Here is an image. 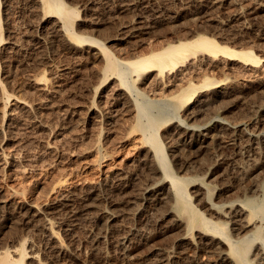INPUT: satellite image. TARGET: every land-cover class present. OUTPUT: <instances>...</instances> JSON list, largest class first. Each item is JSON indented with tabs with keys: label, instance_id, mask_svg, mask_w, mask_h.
I'll return each instance as SVG.
<instances>
[{
	"label": "rangeland",
	"instance_id": "1",
	"mask_svg": "<svg viewBox=\"0 0 264 264\" xmlns=\"http://www.w3.org/2000/svg\"><path fill=\"white\" fill-rule=\"evenodd\" d=\"M61 1L81 17L77 15L70 33L63 31L62 38L54 39L43 27L51 28L55 21L61 24L59 17L44 26L41 23L44 12H35L30 0H0L1 245L29 242L40 262L46 264L50 243L43 223L49 217L55 223L58 237L65 241L59 237L67 250L62 264H215L217 256L200 245L196 232L191 235L198 241L196 245L180 242L184 231L175 226V219L168 214L174 212V203L169 204L167 200L170 184L166 182L170 179L154 157L147 135L138 128L136 101L145 99L165 108L167 115L157 126V137L164 148L169 172L185 181L197 211L208 216L211 212L208 202L222 206L261 197L264 150L258 152L259 159L253 163L254 153L247 149L243 137L235 145H228L226 132L218 133L215 142L210 139L201 143L197 139L206 123L211 127L264 131V0H229V3L216 0L225 6L213 14V9H209V14L198 11L201 0H190V4L185 0ZM240 12L244 20L239 21L250 26L245 30L241 23L235 24L239 22L235 16ZM155 13L157 17L153 16ZM138 21L143 31L132 36V25ZM200 35L213 38L223 47L253 51L260 63L250 66L224 55L200 53L186 63V68H180L181 71L167 72L169 75L157 71V75L143 73L140 78L134 74L123 80L106 71V59L99 46L94 44L100 50L90 47L91 42H77L72 38L78 36L100 43L118 61L126 63L155 48L159 51ZM209 83H217L219 87H207ZM190 87L196 93L192 103L184 104L178 96ZM184 133L193 134L192 147L185 152H172L168 147L171 139ZM152 183L162 189L168 202L161 199L163 196L155 200L143 195ZM90 186L94 187L91 193ZM210 188L219 193L217 201H208L204 195ZM65 194L69 196L68 201L61 200ZM85 194L88 198L84 199ZM199 196H205V201ZM101 210L107 218L92 220ZM127 248H130V257L126 256ZM29 260L26 264H34Z\"/></svg>",
	"mask_w": 264,
	"mask_h": 264
},
{
	"label": "bare ground",
	"instance_id": "2",
	"mask_svg": "<svg viewBox=\"0 0 264 264\" xmlns=\"http://www.w3.org/2000/svg\"><path fill=\"white\" fill-rule=\"evenodd\" d=\"M130 1V0H129ZM134 1V0H133ZM146 1V0H145ZM175 1V0H174ZM184 1V0H183ZM186 2H191L190 0H185ZM196 1V0H195ZM30 2L32 3V8H34L35 12H44L45 18L41 20L42 24H45L44 26L48 25L49 23H51L53 20L52 18H56L59 17L60 20L62 21L61 24H56L57 21H55V25H51V28H47V27H43L46 31V33H48L51 38L54 39H59V37L63 36L64 34L61 35V33H63V31H65L66 33H70L71 32V28L73 27V23L75 18L79 15L77 11H75L74 9H71L69 7H66L65 5H63V2L61 0H30ZM125 2V1H124ZM123 2V4H124ZM142 2V1H140ZM156 2V1H155ZM164 2V1H163ZM169 2V1H168ZM193 2V1H192ZM230 1L228 0L227 3H229ZM233 2V0H232ZM231 2V3H232ZM122 3V1H121ZM127 3V1H126ZM131 3V2H129ZM153 2H150L149 4H152ZM174 3V2H173ZM172 3V4H173ZM223 2H219L216 0H201L198 4V11L199 12H206L207 14H209V9H213L214 11L212 12V14L215 12V10L219 11L221 8H223L222 6H225V3ZM238 3V1H237ZM148 4V3H147ZM154 4V3H153ZM190 4V3H189ZM235 4V3H234ZM87 5V4H86ZM84 5V7L86 6ZM91 5V4H90ZM182 5V4H181ZM185 5V4H184ZM195 5V6H196ZM230 5V4H229ZM228 5V6H229ZM94 6V5H93ZM123 6V5H122ZM125 6V5H124ZM136 6V5H135ZM139 6V5H138ZM147 6V5H146ZM163 6V5H162ZM179 6V4H178ZM185 6H188L185 5ZM92 7V5H91ZM90 7V8H91ZM129 7V6H127ZM132 7V6H131ZM152 7V6H151ZM164 7V6H163ZM167 7V6H166ZM164 7V8H166ZM169 7V6H168ZM171 7V5H170ZM173 7V6H172ZM183 7V6H182ZM181 7V8H182ZM244 7V6H243ZM87 8V7H86ZM94 7H92L93 10ZM96 8V7H95ZM130 8V7H129ZM156 8V7H155ZM195 8V7H194ZM136 9V8H135ZM152 9V8H151ZM170 8H168L169 11ZM176 9V8H174ZM190 9V8H189ZM196 9V8H195ZM85 10V9H84ZM88 10V9H87ZM133 10V9H132ZM141 10V9H140ZM158 10V9H157ZM171 10V9H170ZM182 10V9H181ZM237 10V9H236ZM245 10V9H244ZM32 11V10H31ZM96 11V10H95ZM138 11V10H137ZM144 11V10H143ZM209 11V12H208ZM258 11V10H257ZM256 11V12H257ZM131 12V11H130ZM156 12V11H155ZM159 12V11H158ZM170 12V11H169ZM168 12V14H169ZM174 12V11H173ZM176 12V11H175ZM185 12V11H184ZM195 12V11H193ZM197 12V11H196ZM195 12V14H196ZM236 12V11H234ZM233 12V13H234ZM239 11H237L236 13H238ZM247 12V11H246ZM253 12V11H252ZM132 13V12H131ZM139 13V12H138ZM144 13V12H143ZM162 13V12H161ZM179 13V12H178ZM241 13V12H240ZM250 13V12H249ZM35 14V13H34ZM134 14V13H133ZM201 14V13H200ZM205 14V13H204ZM211 14V13H210ZM211 14V15H212ZM220 14V13H219ZM37 15V14H36ZM42 15V14H41ZM139 15V14H138ZM147 15V14H146ZM149 15V14H148ZM156 16L157 14H153V16ZM198 15V14H197ZM215 15V14H214ZM249 15V14H248ZM258 15V14H257ZM80 16V15H79ZM160 18V15H158ZM165 17V15H163ZM168 16V15H167ZM171 16V14H170ZM185 16V15H184ZM206 16V15H205ZM1 17V16H0ZM81 17V16H80ZM146 17V16H145ZM157 17V16H156ZM172 18L175 19L174 16H171ZM199 17V16H198ZM203 16H201L202 18ZM212 17V16H210ZM216 17V16H215ZM236 20H242L243 15L242 13L240 15L235 16ZM155 18V17H154ZM158 18V20H159ZM166 18V17H165ZM164 18V19H165ZM205 18V17H204ZM202 18V19H204ZM214 18V17H213ZM255 18V17H254ZM83 19V18H82ZM152 19V18H151ZM156 19V18H155ZM185 19V18H184ZM189 20V18H187ZM233 19V18H232ZM250 19V18H249ZM256 19V18H255ZM40 20V19H39ZM141 20V19H140ZM143 20V19H142ZM150 20V19H149ZM162 20V19H161ZM177 20V19H176ZM175 20V21H176ZM180 20V19H179ZM192 20V17H191ZM195 20V19H194ZM207 20V19H206ZM216 20V19H215ZM234 20V19H233ZM244 20V19H243ZM242 20V21H243ZM247 20V19H246ZM245 20V21H246ZM36 21V20H35ZM82 21V20H81ZM168 21H174V20H168ZM183 21V20H182ZM197 21V19L195 20ZM214 21V20H212ZM244 21V22H245ZM248 21V20H247ZM254 21V20H253ZM38 22V21H37ZM137 22V21H136ZM148 22V21H147ZM153 22V21H152ZM155 22V21H154ZM157 22V20H156ZM161 22V21H160ZM201 22V21H200ZM220 22V21H218ZM230 22V21H229ZM228 22V23H229ZM233 22V21H232ZM251 22V21H250ZM259 22V21H258ZM60 23V22H59ZM78 23V22H77ZM158 23V22H157ZM191 23V22H190ZM195 23V22H194ZM207 23V22H205ZM213 23V22H212ZM215 23V22H214ZM234 23V22H233ZM236 23H241V28L243 27V29L245 30L247 28L250 27L249 24H245L242 23L241 21L239 22H235ZM249 23V22H248ZM255 23V21H254ZM1 24V23H0ZM54 24V23H52ZM133 24V23H132ZM131 24V25H132ZM155 25V23H153ZM159 24V23H158ZM162 24V23H161ZM174 24V23H173ZM181 24V23H180ZM193 24V23H192ZM201 24V23H200ZM226 24V23H225ZM231 24V23H230ZM234 24V25H235ZM251 24V23H250ZM261 24V23H260ZM135 25V23L133 24ZM132 25V30H131V35L135 36V34L137 35L138 33H142V25L139 23H136L135 26ZM148 25V24H147ZM151 25V24H150ZM170 26V24H168ZM175 25V24H174ZM199 25V24H198ZM214 25V24H213ZM219 25V24H218ZM217 25V26H218ZM239 25V26H240ZM43 26V25H42ZM146 26V25H145ZM144 26V28H145ZM149 26V25H148ZM153 26V25H152ZM167 26V25H166ZM178 26V25H176ZM175 26V27H176ZM184 26V25H182ZM215 26V25H214ZM222 26V23L221 25ZM238 26V25H236ZM80 27V26H79ZM174 27V26H173ZM203 27V25H202ZM223 27V26H222ZM225 27V26H224ZM254 27V26H253ZM252 27V28H253ZM78 28V27H77ZM151 28V27H150ZM217 28V27H216ZM233 28V27H232ZM237 28V27H236ZM0 29H1V25H0ZM166 29V28H165ZM198 29V28H196ZM204 29V28H203ZM223 29V28H222ZM226 29V28H224ZM228 29V28H227ZM230 29V28H229ZM238 29V28H237ZM242 29V30H243ZM251 29V28H250ZM257 29V28H256ZM129 30V29H128ZM175 30V29H174ZM201 30V29H200ZM207 30V29H206ZM232 30V29H231ZM241 30V31H242ZM43 31V32H45ZM122 31V30H121ZM130 31V30H129ZM128 31V32H129ZM188 31V30H187ZM208 31V30H207ZM259 31V30H258ZM77 32V31H76ZM199 32V31H198ZM206 32V31H205ZM214 32V31H213ZM244 32V31H243ZM247 32V31H246ZM249 32V31H248ZM127 33V32H126ZM153 33V32H152ZM174 33V32H173ZM195 33V32H194ZM193 33V34H194ZM220 33V32H219ZM245 33V32H244ZM150 34V33H149ZM191 34V35H193ZM228 34V33H227ZM234 34V33H233ZM236 34V33H235ZM126 35V34H125ZM143 35V34H141ZM152 35V34H151ZM156 35V34H155ZM179 35V33L177 34ZM186 35V34H185ZM197 35V34H195ZM194 35V36H195ZM220 35V34H219ZM244 35V34H243ZM1 36V34H0ZM184 36V35H183ZM216 36V35H214ZM213 36V37H214ZM65 37V36H64ZM186 37V36H185ZM184 38H181L182 40ZM62 38V37H61ZM67 38V37H66ZM75 41L77 42H91L93 45H89L90 47H94V48H98L100 47V49L102 50L104 57L106 59V71L108 73H115L117 74L119 77H121L123 80H126L128 77H131L134 74H136L135 78H140V76L143 73H150V72H158L161 75L163 74H167V72H174L175 70L178 69H182V68H186L187 66V62L190 61V59H192V57L199 55L200 53H204V54H210V55H214V56H218L222 57L221 55H224L225 57H228L232 60H235V62L237 60L240 61H244L253 65L259 64L260 63V59L257 58V56L255 55V53L253 51H237L234 49H230L228 47H223L221 45H219L213 38L207 37V36H197L192 40H188V41H180V42H176L173 44H170L168 46H166L165 48L157 51L156 48L153 49L154 51L149 53V52H145L143 54V56L137 57L133 60L127 61L126 63H121L120 61H118L105 47L104 45L94 42V41H89V40H83L81 38H79L78 36H73L72 37ZM70 38V39H72ZM141 38V37H140ZM189 39V36L187 37ZM192 38V37H190ZM1 39V38H0ZM146 39V38H145ZM172 39V38H171ZM176 39V38H175ZM180 39V38H179ZM53 40V39H52ZM55 41V40H54ZM74 41V42H75ZM172 41V40H170ZM168 41V42H170ZM173 41H175L173 39ZM177 41V40H176ZM167 42V41H166ZM222 43V42H221ZM1 44V43H0ZM94 44L96 45L94 46ZM164 44V43H163ZM17 45V44H16ZM15 45V46H16ZM20 46V45H19ZM88 46V47H89ZM162 46V45H161ZM164 46V45H163ZM87 47V46H86ZM20 48V47H19ZM160 47H158L159 49ZM99 49V50H100ZM242 49V48H241ZM95 50V49H94ZM147 50V49H146ZM149 50V49H148ZM147 50V51H148ZM156 50V51H155ZM150 51V50H149ZM149 53V54H148ZM136 54V53H135ZM117 55V54H116ZM130 55V54H129ZM134 55V54H133ZM139 55V54H138ZM136 55V56H138ZM203 56V55H202ZM207 56V55H206ZM205 56V57H206ZM132 58H134L133 56H131ZM198 57V56H197ZM203 58V57H202ZM207 58V57H206ZM212 58V57H211ZM224 58V57H223ZM227 58V59H228ZM128 59V58H125ZM131 59V58H130ZM199 59V58H198ZM262 59V58H261ZM193 60V59H192ZM195 60V59H194ZM230 61V60H229ZM191 63V62H189ZM241 63V62H240ZM248 65V66H249ZM250 65V66H253ZM255 67V66H254ZM258 67V66H257ZM256 67V68H257ZM189 68V66H188ZM187 68V69H188ZM180 69V71H181ZM183 72V71H182ZM107 73V74H108ZM151 73V74H154ZM177 73V72H176ZM175 73V74H176ZM106 74V76H107ZM157 75V73H155ZM113 75V74H112ZM111 75V76H112ZM148 75V74H147ZM169 75V74H167ZM174 75V74H172ZM178 75V74H177ZM184 75V74H183ZM109 76V75H108ZM154 76V75H153ZM160 76V75H159ZM166 76V75H165ZM171 76V74H170ZM169 76V78H170ZM143 77V76H142ZM141 77V78H142ZM145 77V76H144ZM168 77V76H167ZM175 77V76H173ZM181 77V76H180ZM156 80V77H154ZM161 78V77H160ZM158 78V79H160ZM116 79V78H115ZM165 79V78H164ZM167 79V78H166ZM180 79V78H179ZM148 80V79H147ZM172 80V79H170ZM45 81V80H44ZM161 81V79H160ZM41 82V81H40ZM141 82V81H140ZM138 82V83H140ZM144 82V81H142ZM156 82V81H155ZM170 82V81H169ZM216 82V81H215ZM42 83V82H41ZM154 83V82H153ZM218 83V82H217ZM217 83H209V85L207 87L210 86H214V88H218L219 85ZM39 84V83H38ZM117 85V84H116ZM124 86L130 87L128 84H122ZM155 85V84H154ZM119 86V85H118ZM116 86V87H118ZM139 87V86H138ZM115 88V87H114ZM117 89V88H116ZM118 90V89H117ZM143 90V89H142ZM119 91V90H118ZM117 91V92H118ZM216 93H218V90H216ZM113 92V91H112ZM120 92V91H119ZM123 92V91H122ZM201 92V91H200ZM209 92V91H208ZM196 93V91H193L192 87H190V89L183 91V93L178 96L180 102L182 103H187L189 104V102H191L193 95ZM199 93V92H198ZM263 93V92H262ZM113 94V93H112ZM118 94V93H116ZM202 94V93H201ZM208 94V93H207ZM211 94V93H210ZM233 94V93H232ZM119 95V94H118ZM140 95V94H138ZM200 95V94H199ZM3 96V95H2ZM120 96V95H119ZM237 96V95H236ZM108 97V96H107ZM112 97V96H110ZM136 97V96H135ZM204 97V96H203ZM115 98V97H113ZM117 98V97H116ZM124 98V97H123ZM199 98V96H198ZM200 99V98H199ZM215 99V98H214ZM118 100V99H117ZM204 100V99H203ZM212 100V99H211ZM115 101V100H113ZM195 101V100H194ZM200 101H202V99H200ZM214 101V100H213ZM135 102V101H134ZM225 102V101H224ZM192 103V102H191ZM199 102H197L198 104ZM201 103V102H200ZM211 103V102H210ZM260 103V102H259ZM194 104V103H193ZM221 104V103H220ZM225 104V103H224ZM227 104V103H226ZM261 104V103H260ZM115 105V104H114ZM135 105V104H134ZM196 105V104H195ZM123 106V105H122ZM187 106V105H186ZM190 106V105H189ZM203 106V105H202ZM209 106V105H208ZM217 106V105H216ZM219 106V104H218ZM224 106V105H223ZM136 107L138 110V118H139V125L138 128L140 131H142L145 135H147L149 141L151 142V144L153 145V149H154V157L156 159H158V163L160 165L161 168H163V170L168 174V177L170 180H168L166 183L170 184V186L167 188L168 189V193L170 195H168V199L169 200V204H172V202L174 203V207H173V211H169L168 214L172 215L173 218L175 219V226L181 228L184 232H183V236L180 240V242H184L183 244L187 245L185 242L191 244V245H196V242L191 238V235L193 233L196 232L197 239L199 240L200 245H204V248L206 251H208L211 254H214V256L216 255L217 259L215 264H264V188L261 189L262 195H260L261 197L258 198H247L245 199V201H241L239 203H230L229 205H222L219 206L217 204H211L208 202V204L211 205V212L210 215L211 217H208L207 214L205 215L204 213H201L200 211H197L193 205H192V201L188 195V190L186 187V183L183 179H180L174 175H172L169 172V164L168 161L166 159L165 156V152H164V148L159 140V138L157 137V126L158 124L166 117L167 112L165 110V108L157 103V102H150L148 100H142L136 101ZM201 107V106H200ZM220 107V106H219ZM192 108V107H191ZM214 108V107H213ZM216 108V107H215ZM214 108V109H215ZM186 109V108H185ZM184 109V110H185ZM195 109V107H194ZM193 109V110H194ZM209 109V108H208ZM213 109V110H214ZM223 109V108H222ZM191 110V109H190ZM198 110V108H197ZM195 110V111H197ZM200 110V108H199ZM202 110V109H201ZM200 110V111H201ZM217 109H215L214 111H216ZM224 110V109H223ZM186 111V110H185ZM199 111V112H200ZM205 111V110H204ZM207 111V110H206ZM218 111H220L218 109ZM217 111V112H218ZM260 111H262V109H260ZM119 113V112H118ZM183 113V112H182ZM198 113V112H197ZM215 113V112H214ZM117 114V113H116ZM195 114V113H194ZM201 114V113H200ZM26 115V114H25ZM110 116V115H109ZM183 116V115H182ZM211 116V114L209 115ZM221 116V115H220ZM189 117V116H188ZM190 118V117H189ZM264 118V117H263ZM111 120V119H110ZM209 120V119H208ZM207 120V121H208ZM263 120V119H262ZM177 122V121H176ZM178 123V122H177ZM205 123V122H204ZM172 124V123H171ZM220 124V123H219ZM264 124V122H263ZM174 125V124H173ZM177 125V124H176ZM214 125V124H213ZM169 126V125H168ZM222 126V125H221ZM167 128V127H166ZM218 126L214 125V127L209 126L208 123L204 124L203 126V131H201L198 135L199 139H197L198 141H200L201 143H205L206 140H212L214 139L213 142L216 141V139H218V133H222V132H226L229 134V141H228V145H235V142L237 141V139H239V137H243L246 140V147L247 149L253 151L254 153V160L253 163H255L257 161V157H258V152H260L261 150H264V131L259 130V129H254V130H248V131H244L241 129V127L239 128H228V126L223 127V128H219ZM163 129V128H162ZM192 130V129H191ZM219 130V132H217ZM162 131V130H161ZM160 131V134H161ZM186 131V130H185ZM184 131V132H185ZM190 132V131H189ZM198 132V131H197ZM191 133V132H190ZM193 133V130H192ZM174 134V133H173ZM186 134V133H184ZM193 135V134H192ZM192 135H182L181 137L179 136V138H175L173 137L171 139V144L170 146H168L172 152H185L187 150H189L192 147ZM196 135V136H197ZM220 135V134H219ZM223 135V134H222ZM165 136V135H164ZM167 136V135H166ZM172 136V135H171ZM195 136V135H194ZM226 136V134H225ZM163 137V136H162ZM216 138V139H215ZM196 139V138H195ZM169 140V139H168ZM196 141V140H194ZM170 142V141H169ZM219 143V142H218ZM200 144V143H199ZM207 144V143H206ZM211 144V142H210ZM216 144V143H215ZM167 145V144H166ZM199 146V145H198ZM208 146V145H207ZM200 147V146H199ZM168 148V150H169ZM197 148V147H196ZM201 148V147H200ZM203 148V147H202ZM207 148V147H206ZM147 149V148H146ZM193 151V150H192ZM148 152V151H146ZM264 153V151H263ZM148 154V153H147ZM260 154V153H259ZM152 155V153H151ZM177 155V154H176ZM153 158V157H151ZM175 158V157H174ZM144 159V158H143ZM259 159V157H258ZM150 160V159H149ZM152 160V159H151ZM174 160V159H173ZM154 161V160H153ZM155 163V162H154ZM175 163V162H174ZM151 164V163H150ZM179 164V163H178ZM156 165V164H155ZM149 166V165H148ZM157 167V166H156ZM150 168V167H149ZM153 168V167H152ZM157 171V170H156ZM245 172V171H244ZM150 174V173H149ZM238 176V175H237ZM240 176V175H239ZM242 176V174H241ZM245 176V175H243ZM160 178V177H159ZM154 180H156L155 178H152ZM153 181V180H152ZM252 181V180H251ZM120 182V181H119ZM241 182V181H240ZM126 183V182H125ZM165 184V181H164ZM224 184V183H222ZM220 184V185H222ZM255 184V183H254ZM91 185V184H90ZM95 185V184H94ZM163 185V183H162ZM199 185V184H198ZM240 185V184H239ZM253 185V184H252ZM259 185V184H258ZM93 186V185H92ZM167 186V185H166ZM225 186V185H224ZM257 186V185H255ZM91 187V186H90ZM117 187V186H116ZM159 187V186H158ZM156 184H149L145 189H144V194L145 196L150 198H154L155 200H158L161 196V199L166 200L167 196L163 195L162 189L158 188ZM165 187V186H164ZM192 187V186H191ZM195 187V186H194ZM232 187V186H231ZM119 188V187H118ZM163 188V187H162ZM257 188V187H256ZM164 189V188H163ZM199 189V188H198ZM212 189V190H211ZM233 189V188H232ZM241 189V188H240ZM253 189V188H252ZM94 190V187L89 188V192L91 193ZM190 190V188H189ZM201 190V187L200 189ZM258 190V189H257ZM241 191V190H240ZM260 191V190H259ZM258 191V192H259ZM101 192V191H100ZM200 192V191H199ZM232 192V191H231ZM257 192V191H256ZM255 192V193H256ZM88 193V192H87ZM139 193V192H138ZM167 193V192H166ZM203 193V190H202ZM64 194V193H63ZM195 194V193H194ZM199 194V193H197ZM249 194V193H248ZM247 194V195H248ZM193 195V194H192ZM202 195V194H200ZM206 198L208 201H213L214 199L218 198L219 193L213 189H207V191H205ZM254 195V194H253ZM98 196V195H97ZM257 196V194H256ZM69 196L67 194H65L64 196H62L61 200L68 201ZM86 194L84 199L86 198ZM95 197V196H94ZM140 197V196H139ZM166 197V198H165ZM200 197V196H199ZM202 197V196H201ZM200 197V198H201ZM205 197V196H204ZM202 197V199L205 198ZM88 198V197H87ZM83 199V200H84ZM152 199V200H154ZM220 199V198H219ZM89 200V199H86ZM166 200V201H167ZM241 200V199H239ZM172 201V202H171ZM196 201V200H195ZM203 201V200H201ZM217 201V199H216ZM221 202V200H219ZM156 202V201H155ZM164 202V201H163ZM168 202V201H167ZM200 202V200L198 201ZM215 202V201H214ZM87 203V202H86ZM91 203V201H90ZM89 203V204H90ZM94 203V202H93ZM204 203V202H203ZM202 203V204H203ZM207 203V202H206ZM219 203V202H218ZM62 204V203H61ZM84 204V203H83ZM88 204V203H87ZM86 204V205H87ZM88 204V205H89ZM199 204V203H198ZM206 205L209 207V205ZM85 205V204H84ZM93 205V204H92ZM97 205V204H96ZM167 205V204H166ZM204 206V205H201ZM5 207V206H4ZM32 207V206H31ZM85 207V206H84ZM89 207V206H88ZM93 207V206H92ZM61 208V207H60ZM87 208V207H86ZM170 208V206H169ZM201 208V207H200ZM204 208L207 209V207L204 206ZM210 208V207H209ZM208 208V209H209ZM1 209V208H0ZM93 209V208H92ZM95 209V207H94ZM87 210V209H86ZM90 210V209H88ZM37 211H40L39 209ZM91 211V210H90ZM208 211V210H206ZM210 211V210H209ZM208 211V212H209ZM87 212V211H86ZM89 212V211H88ZM37 213V212H36ZM40 214V213H39ZM45 214V213H44ZM106 212H104V210H101L100 213H98V215H94L96 216L94 219V221H101L105 218H107V216L105 215ZM163 214V213H161ZM167 214V213H165ZM209 214V213H208ZM92 215V214H91ZM87 216V215H86ZM161 216V215H160ZM77 218V217H76ZM92 218V217H91ZM112 218V217H111ZM110 218V219H111ZM90 220V219H89ZM109 219H106V222L108 223ZM44 228H45V233H47V239L49 244V254H50V258H48L49 260L46 262V264H62L61 262L64 261L62 260V258H64L67 254V250L64 247L63 243H65V241L63 240L61 242L60 238L58 237V233L55 230V223L52 221V219H50L49 217H46L44 219ZM93 221V222H94ZM105 221V220H104ZM105 222V223H106ZM156 223V222H155ZM42 224V225H43ZM154 224V223H153ZM173 224V223H172ZM58 225V224H57ZM107 225V224H106ZM43 229V228H42ZM164 231V230H163ZM180 232V231H179ZM182 233V232H181ZM180 233V234H181ZM46 236V235H45ZM142 236V235H141ZM140 236V237H141ZM181 236V235H180ZM180 238V237H179ZM46 239V240H47ZM141 239V238H140ZM150 239V238H149ZM148 240V239H147ZM1 242V241H0ZM53 243V244H51ZM145 243V241H144ZM29 242L27 243L26 241H23V243L18 244L17 246H6V245H1L0 243V264H26L27 260L31 259L32 262L34 261L38 263V264H44L40 262V259L38 257L37 252H35L33 250V246L28 245ZM47 244V243H46ZM9 245V244H8ZM11 245V244H10ZM15 245V244H14ZM68 245V244H67ZM70 246V245H69ZM74 246V245H73ZM72 246V247H73ZM130 246V245H129ZM185 247V246H184ZM189 247V245H188ZM194 247V246H192ZM201 247V246H199ZM126 248V247H124ZM179 248V247H178ZM190 248V247H189ZM203 248V247H201ZM76 249V248H75ZM133 249V248H132ZM131 249V250H132ZM196 249V248H195ZM194 249V250H195ZM199 249V248H198ZM196 249V250H198ZM185 250V249H184ZM201 250V249H200ZM204 250V249H203ZM74 251V250H73ZM76 251V250H75ZM124 251V250H123ZM187 251V249H186ZM126 256L130 257V248H127L126 251ZM75 253V252H74ZM73 253V254H74ZM69 254V253H68ZM208 255V254H207ZM211 259V258H210ZM213 259V258H212ZM29 260V261H31ZM201 260V259H200ZM45 261V260H44ZM198 261V260H197ZM196 262V261H195ZM200 263V262H199ZM65 264V263H64ZM70 264V263H69Z\"/></svg>",
	"mask_w": 264,
	"mask_h": 264
}]
</instances>
